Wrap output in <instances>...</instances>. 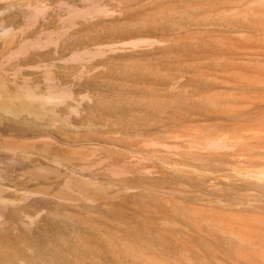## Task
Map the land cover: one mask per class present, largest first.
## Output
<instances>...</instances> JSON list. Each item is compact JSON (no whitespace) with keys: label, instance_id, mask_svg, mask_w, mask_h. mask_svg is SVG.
Masks as SVG:
<instances>
[{"label":"rangeland","instance_id":"374dc122","mask_svg":"<svg viewBox=\"0 0 264 264\" xmlns=\"http://www.w3.org/2000/svg\"><path fill=\"white\" fill-rule=\"evenodd\" d=\"M0 264H264V0H0Z\"/></svg>","mask_w":264,"mask_h":264}]
</instances>
